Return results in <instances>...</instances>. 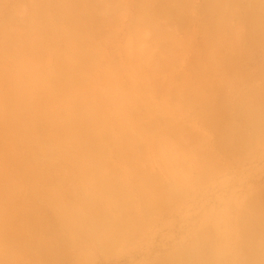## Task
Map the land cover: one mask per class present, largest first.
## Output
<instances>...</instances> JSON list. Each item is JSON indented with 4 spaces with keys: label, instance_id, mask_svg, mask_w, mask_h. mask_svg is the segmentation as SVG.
<instances>
[{
    "label": "rangeland",
    "instance_id": "1",
    "mask_svg": "<svg viewBox=\"0 0 264 264\" xmlns=\"http://www.w3.org/2000/svg\"><path fill=\"white\" fill-rule=\"evenodd\" d=\"M95 1L97 5L98 3L99 5H96L97 8L90 12L92 16L90 21L94 28L93 31L91 30V32L94 33L96 45L95 48L97 47V49L95 50L96 57H94L95 68L92 69L95 71H91L94 73L91 74L90 72L88 73V71L86 72V69L83 70L84 72L91 74L90 79L93 81V83H89L88 88L85 90L87 94L85 97L88 99L84 100L86 102V106L90 105V109L92 111L91 114H94L96 117H98V122L102 123L105 117V112H107L108 109L111 111L110 109L114 107V103H116V101L122 102L118 100L120 96H116L115 94L114 98H116V100L113 98L112 101H108L104 105V107L107 109L105 112L102 111L103 108L101 107L102 103H104L102 100L111 98L109 93L106 96L104 91L105 89L108 91L109 87L107 82L111 83V81L104 83L102 80H104L108 74L109 76L107 79H105V81L117 76L119 79L118 84L132 93L133 96L135 95L137 97V100H129L130 105L136 108L137 112L135 113L141 116V114L147 113L149 110H157L163 114H166V118L162 121L160 127H158L161 128L159 130L163 131L164 129L165 131L170 132V134L167 137H163L164 140H162V142L158 141L157 137H147L151 145H148V141L141 142L138 147L134 148V155L130 154L127 148H119L122 150H128V154L135 157L123 158L118 155L119 157L117 158L116 151L114 149L115 147L113 148V146L116 144H110L112 146L111 150L115 154H110V159L112 163H114L113 165L111 164L112 168L114 166L113 170L115 174L117 173L115 177L117 178V181H128H126V183L123 182L125 183L122 186L124 188L119 191L118 189L115 190V193L118 191L117 198L121 196L122 199L115 202L116 205L118 204L116 207L120 209L112 207L109 201L112 198H108L110 196L106 198L102 197L97 200L95 197L100 196L101 193L98 194L99 191L93 187L95 186V181L93 182V179L88 180L87 175H83L79 166H73L71 163L66 164V157H60V154H67L66 156L69 158L71 157V159L74 156H79L75 149H73L74 152L72 151V154L65 150L70 147L71 143L72 145H77L78 142L76 143V141L72 139L70 141L71 143L67 142L65 144L66 147L68 146L67 148H63V144L61 145V143H63L62 141L56 144L55 141H52L53 139L47 134V131H49L50 122H47L44 126H42L43 121L45 120L44 117L38 120V124L41 125L39 128V133L34 134L35 136L37 135V143H34L36 142L35 140L33 143L31 142L33 138L35 139L33 134L29 135L30 137L27 138H19L20 140L26 142L30 148L33 147V150L38 144V146L42 149L46 148L43 145L48 144L46 149L53 150V153H56H54L52 156H49L51 158L48 157L46 163L50 165L48 162L51 161L53 166L58 163H60L61 166L53 167L50 165L52 166V169H43L41 171L43 172L41 173L43 175L40 176L42 178H48L47 176L45 177V175H47L46 173L49 174L51 172L53 174L52 175L50 173L52 176H55V173H58L61 175V177L56 179L48 178L49 181L51 180V182L44 183L43 188L45 191H53L57 188H62L64 191L66 190L67 192L71 193L75 199L79 200V207H94L93 210H97V216L101 220L102 227L105 228L107 232L111 228V230H113V234H117L120 237V239H118L117 236L113 243H109L111 246H108V244L105 246V244H96L94 240H91L92 242H88L89 239L87 237H80L79 234H76L77 230H73V232H71V229L67 231L65 230L63 232V234L67 236L65 240L69 239V237L71 239L69 244L68 240L65 242L68 244H66L67 246H65L62 242V250L61 252L58 251L60 253L54 254L57 252L55 250L56 252L53 251L52 256L50 254H47L46 256L50 255L53 258H58L57 256L62 254L61 257H59L61 261L55 259L56 263L53 262L54 264H180L176 259V254L183 249L191 251L193 250V243L200 242V247H202L199 250L201 251L202 249V252H198L201 256L200 261L204 258L202 256H205V258L206 256L209 257V261L206 262L203 260V263L205 261L207 264H248L249 262L252 264H256L257 262H259L257 264H264V261L263 263L260 261L263 260L262 258H264V248L262 249V245L264 243L261 245L259 242L255 241L256 239L260 242L261 239L264 241L263 124H261V130L258 129V132L257 130L255 132L254 129L257 128V126H254L259 125L260 123L259 116L262 117L260 113L264 114V109L261 111V106L262 108L264 107V33L260 32L263 30L262 27L264 26V20L262 26L259 25L256 27L255 24L252 23L255 22L254 19L256 18L252 15L254 10L252 11L249 9L251 6V8L254 6H260L258 3L261 4V2L264 0H227L231 5L228 7L230 9L225 8L226 10H222L220 8L219 10V8H216V11L212 9L214 12H216V15L218 12L220 13L217 16L214 15L213 11V15L211 16V9H203L204 4L202 3L207 0H181V3L180 0H178L176 4H178L179 7L177 6V10L174 12V17L180 18L182 23L180 24L178 21H175V24L172 22V25H166L168 27L163 25L164 27H162V30L160 31H157L158 27H156V29L155 25H158L160 29V26L164 24L165 19H168L162 14V7L166 8L165 10L168 11L166 6L168 5L167 0H156L155 2L154 0H108V2L107 0H100L101 2H99V0L98 2L97 0ZM233 1L235 3L231 4ZM64 2L66 3V1ZM58 4L59 0H0V29L4 24L7 25L9 19H11L12 22L8 24H11L9 27L8 25L6 27L7 35H4V31H0V45L1 43L5 42L3 44L4 46L9 45V50H17L18 41H16L12 35L18 32L21 33L20 35L29 34L28 24L31 20L32 7L39 8L40 10H43L44 13H46L45 18H43V23L48 29V36L46 37L48 39L46 44L48 45L47 50H49V52L45 54L44 59L47 61L49 60L46 64H49L47 68L51 69V65H56V57H58L60 53L59 49L63 48L66 43L69 44V40L66 39L67 37L64 34L65 31L67 28L72 29V27L75 26L76 23L73 24L72 22L78 21L77 12L71 10L74 12L72 13L71 11H67L65 9L68 7V2L67 4H59L61 6H65L63 9H60ZM145 4H147V6ZM261 6H263V3ZM109 7L110 9H107ZM144 8L145 12H143ZM262 8H264V6L261 7V9ZM70 9L72 8L69 6V10ZM61 10L65 11L66 13L62 12ZM206 10L208 14L205 13ZM80 11L82 12L83 10L80 9ZM59 13L62 14L61 16L64 15V17H56V15H59ZM208 15L212 17V21L208 19ZM93 16L94 18H97L95 21ZM103 17L109 19L104 21L105 19H102ZM170 26H174L172 27L175 30L174 32L173 29L172 31H170L171 29H168L169 31H165V28H169ZM214 35L218 38V40H221V44L218 43L219 41L210 43L215 40L213 39ZM207 39L210 40L208 42L209 44L205 43V40ZM216 49L217 51L224 50L225 54L220 55L222 54L220 51V54L216 55L214 52ZM10 53V51L7 54L3 53V46H0V66H2L3 75L6 77V79H4V83H1L0 85L1 98L5 97V93H8V89L13 86V82L11 83V81L8 79V76L11 73L13 76L18 74L20 75L21 70L30 68L29 64L28 66L26 63L23 65V62L32 63L38 60L37 57L34 58L31 55H26L24 58H22V65L19 64L20 59L14 60L16 62L15 64L10 60V56L12 55V53ZM46 60L44 61L47 62ZM142 61L144 64L148 62V64H150L149 67H151V70H148V73L151 74V85H154L148 88L149 90H147V87L143 85L144 75L147 72L142 73V71L145 70L142 69L143 66L146 68V65H143ZM39 62H42V57L39 59ZM4 63L5 66H3ZM106 64L108 65V69ZM24 66L27 67L23 68ZM58 67L57 65L55 66L56 71H58ZM28 69L25 71L29 72ZM141 69L142 71L137 72V70L139 71ZM59 71V74L62 77L64 70L62 71V69L59 67ZM193 71L198 73L196 76L200 77V83L204 81L210 84L212 81L211 76H213L214 81L212 82L217 81V83H214L216 86L213 84V86L210 85L211 87H218L217 84L222 86V88L224 86L223 90L221 89L223 93H221L219 87V89L216 88L218 91L214 89L217 91V94H215L213 88H211L214 92V98L219 100L217 102L219 104L217 107L215 106L216 108L213 107V104H215L217 100L215 99L214 102V98L212 97L213 94L211 93L212 95L208 96L210 89L206 90L210 86H205V89L203 88L206 83L202 82V85L199 84L198 81L197 84L196 81L195 83L193 82L195 85L192 84L191 88L199 85L197 88L201 87L202 89H199L203 90V92H201L200 90L196 89L200 94L193 98L184 93V87L180 84L181 82H184V80H187L189 76H191L189 78L191 79L190 83H192V81H194L192 77ZM47 73L48 70L45 69L43 74L48 76ZM207 76H210L211 78H208ZM179 92L182 93L183 97L178 95ZM243 92L245 94H242ZM205 94L212 100H209V98L207 99ZM204 96L206 97V100L204 99ZM189 98H192V100H189ZM196 98L201 99L203 103V109L205 103L208 104V100L210 102L213 101L212 107L214 109L208 107L207 105L206 110L208 111H204L203 113V109L198 106L199 104L195 100ZM257 99L259 101L261 100L263 105ZM243 103H245V105ZM257 103L261 105L259 106L260 108L258 107ZM46 105H48L47 102ZM121 105H128V102L125 101L124 103H121ZM245 107L247 108V111H244ZM250 107L251 109L249 112L248 108ZM54 108V105L50 106L51 110L47 107L49 112L53 111ZM58 109L56 110L57 112ZM221 109L224 111L222 112ZM213 111L222 114V117L225 116L219 124L225 122L222 124V129L225 131L232 130L228 132V134L234 132L232 127H235V129L239 131L240 137H237L238 146L236 145L237 143H235L236 147L232 146L233 143L229 146L230 142L233 140L226 142L225 146L222 143L221 145L219 144L218 140L221 142L222 140L221 138L217 139L218 132H216V130H221V126L219 128L214 126L215 124L212 126V122L214 121H208L209 116L212 114L213 116L215 115ZM111 112H113V109ZM256 113H259L256 115L259 119L258 124L256 123L253 126L254 128H251L250 124L246 122V120H248L246 118H250L251 114V118H253L255 117L254 114ZM123 116L124 114L116 115L112 120L110 119V121L114 122V125L115 123L121 124ZM46 120L50 121V119ZM260 121L263 122L264 119L262 120L261 118ZM64 123L65 121L62 122V125H64ZM20 124L22 126V123ZM74 125L77 124L75 123ZM74 125L72 127H74ZM61 126L58 128L60 129ZM239 128L241 130H239ZM66 129H68L70 134H72L71 132L74 133L75 131V129H70V127H67L63 129L65 130L64 134H69ZM173 131L174 133L171 134ZM178 131L181 132L177 134ZM242 131L246 136L241 134ZM235 132L237 133V131ZM12 133L5 132V135L11 137V142H9V138L8 140L3 138V140H0V147L4 146L7 150L10 148L12 149L11 153H20L19 156L23 151H25L24 153L26 154L28 153V150H32L30 148L28 149L26 146H22L24 142L22 143L18 140V137L21 136L20 134L19 136L16 133ZM148 134L152 135L150 132ZM228 134H226V136ZM15 135H17V140H15L19 142L18 144H22L21 146H19L17 142L16 146L12 144V141H14L13 138H15L12 136ZM235 136L236 135H234V137ZM237 136H239V134ZM227 138L228 137H226L225 140H227ZM229 139L231 138H228V140ZM239 139L241 140L240 143ZM38 140L43 145H40ZM225 140H223L224 143ZM74 141L75 143H73ZM34 144L36 145L34 146ZM117 144L122 146L121 141ZM72 148L74 147L72 146ZM59 150L63 152L60 153ZM122 150L121 152H123ZM3 153L4 152L0 151V159H6V153ZM24 153H22V155H24ZM14 157H16V155ZM136 157L141 159L138 160ZM10 159L12 158L10 157ZM1 161L2 160H0V163L5 162ZM12 161L13 160H8V163ZM36 162H38V160H36ZM9 167H6L7 169L5 167L1 169H3V172H9V170L12 171V169H9ZM115 167L117 169H115ZM17 171L18 176L11 179L10 177L9 179H5V176L3 178L1 176L0 183L3 180H6L4 183L2 182L3 186H0V188H2L0 190L3 195L6 190L12 192V189L19 190L21 186L22 188L25 186L24 189H26L28 192V189L31 190L30 185L26 184L27 181L25 180L26 182H24L22 180L25 178L27 179L26 173V176L20 177L19 175H23L24 173H19L20 170ZM122 171L124 174H122ZM147 171L149 172V177H151V175L155 177V179H152L154 183L153 186L160 187V189L157 188V190L160 195L163 194L155 208H151V204H153L151 197L148 195L147 197L142 196L143 192H140L139 187L142 185L136 186L133 182L136 181V176H140V178H142V172L145 173ZM110 172L106 174L110 175ZM139 172L141 174H139ZM63 173L65 174L64 178ZM7 182H9L10 185L7 184ZM39 182H42V180H39ZM18 183H20V185ZM7 185H9V190L7 189L8 187H6ZM149 185L146 187H149ZM24 189H20L19 191H24ZM27 195L29 196V193L27 194V192L26 195H23L24 202H27L29 199L26 197ZM26 198L27 200H25ZM23 200H21V202L17 201L18 203L20 202L18 207L15 206V208L17 207V211L14 208L16 211L14 213L16 221L13 220V218H9L7 219L8 222H0V235L1 231L10 225L13 227V229L12 227H10V229L7 228L8 232H5V234L8 235L10 230L12 233L14 229L15 232L17 231L15 235L20 234L18 233V230H22V228L19 224L21 220H24V218L27 219L24 220L25 222L23 226H27L28 228L29 222L27 223L26 220H31V218H29L30 216L25 217L24 215L23 219L19 218L21 215L18 216L20 211V214L24 212L22 210L24 205L22 202ZM256 201L257 204L255 203ZM254 203L256 205H254L255 207L253 206ZM36 205H38V207L40 206L39 204ZM48 205H41L42 207L40 206V208H42L46 214L49 215L50 210L48 209ZM249 205L250 207L253 206L255 211L252 209V207L250 209L253 211L248 209ZM34 206L35 205H33V207ZM257 207L259 209H257ZM25 209L26 208H24V210ZM249 210L251 212H249ZM246 213L249 217L246 215ZM243 214L246 215L248 219L251 218V222L249 221V225L251 226H249L248 223L244 226V223H246L245 220L247 218ZM51 215V218L55 219L53 214ZM0 221H2V219ZM13 221L15 222L13 223ZM60 221L56 224V221L53 220V230H59L63 226V221H65V219ZM18 222L19 224H17ZM252 222L254 223L256 227L254 228L257 229V231L252 228ZM21 223L23 224V222ZM241 224H243L245 230ZM247 225L249 228L246 227ZM15 226L18 227V229ZM250 227L253 230L250 229ZM31 228L29 226L27 233L29 231V233L34 234V229L32 230ZM246 230L250 232V236L253 237V235H255L253 238H250L251 240L253 239L252 241L256 242H254V246L252 244L253 242L251 243L252 246L248 245L250 242L247 241L248 238L244 237L245 235L247 237L248 232L246 233ZM205 231L207 233H204ZM24 232L22 231L23 234H21V238L25 236ZM5 234L4 236H6ZM256 236L257 238H255ZM244 239H246V242L248 243H246ZM257 243L261 245V248H258L259 251L256 248L260 247L258 245L256 246ZM65 247L66 249L64 250L63 248ZM250 247H255L256 250H252L253 248L250 249ZM27 249L18 250V253L16 250L12 251V254H14L12 257L13 259L9 260L10 262L3 257L8 255L10 250H8V253L6 252V255L3 252L5 250H1L2 254L4 255L1 258L0 254V262L5 264H12L13 262L16 264H23L25 262H28V264H47V262H49L50 264H53L50 260H53V258H50L49 256V261H46L47 257L44 255V257L41 256V250L35 251L29 247ZM203 250H206V255L203 253ZM195 251L197 253L198 250ZM15 252L17 254H15ZM62 252L67 255H63ZM50 253H52V251ZM197 255L196 257H198ZM247 255L249 258H246ZM258 256H260V259ZM198 259H191V264H201L202 261L197 262ZM44 260L46 261L45 263Z\"/></svg>",
    "mask_w": 264,
    "mask_h": 264
},
{
    "label": "bare ground",
    "instance_id": "2",
    "mask_svg": "<svg viewBox=\"0 0 264 264\" xmlns=\"http://www.w3.org/2000/svg\"><path fill=\"white\" fill-rule=\"evenodd\" d=\"M60 1L61 0H59V4H61V3L67 4V2H68L67 8H65V6H63V5L61 6L58 4L60 6V9L61 8L63 9V7H64L67 11L74 10V12H77V15L79 16V17L77 16L78 21L72 22L73 24L76 23L75 26L72 27V29L67 28V30L64 33L67 37L66 39L69 40V41L67 40L69 42V44L66 43V45L63 48H60L59 49L60 53H59L58 57H56L57 67L59 66L62 69V71L64 70L63 74L61 72L62 77L59 74L60 73L59 67H58V71H56V69H55V66H56L55 64L51 65V67H52L51 69L47 68V66H49V64H46V63H48L49 60L47 61L46 59H44L45 54L48 53L49 50H47L48 45L46 44L47 39H48V38H46L48 36V32H47L48 29H47L46 25L43 23L44 22L43 18H45L46 13H44L43 10H40L39 8L32 7L31 20L29 21V24H28L29 34L20 35L21 33L18 32L16 34L12 35V37H14V39L16 41H18V43H17L18 49L17 50H13V51L9 50V45L4 46L3 43H5V42L1 43V45H0L1 47L3 46V53L7 54V53H9V51L12 53V55L10 56L11 62L13 61V63L16 64V62L14 60L20 59V63H19L20 65H22L23 63H24L23 65H25V63L27 64V66H28V64L30 65L29 69L26 68L27 66H24L23 68H26V69L22 68L23 70H21L20 75L18 74L16 76L15 75L13 76V74L11 73L8 76V79L11 81V83L13 82V86L10 89H8V93L7 92L5 93V97H3L4 99L0 97V140H3V138L5 140L6 139L8 140V138H9V142H11V140H10L11 137H9L8 135H5V132L6 133L7 132L12 133L13 132L12 134L16 133L18 135L19 134L21 135V136L19 135L20 137H18V140H19V142L21 141L23 143L24 141L20 140L21 137L27 138V137H30L29 135H32V134L34 135L36 133L37 134L39 133V130H40L39 128L41 127V125L38 124V120L40 118L44 117L45 120L43 121L42 126H44L47 122H50L49 131H47V134L53 139V140L51 139L52 141H55L56 144H58V143H60V141H62L63 143H61V145L63 144L62 146H63V148H65L66 147L65 144L67 142H70L72 139H74L76 141V143L78 142L77 145L74 144L75 146L72 145V143L70 142L71 143L70 147L68 149H65V150H67L68 153L72 154L73 149H75L76 153L78 152L79 156H74L72 158L73 160L71 159V157L69 158L68 156H66L67 154H60V157H66L65 158L66 164L71 163L73 166L74 165L79 166L80 169L82 170L83 175L84 174L87 175L88 180L93 179V182L95 181V183H94L95 186H93V185L92 186L99 191L98 194L101 193L100 196L95 197L97 200H99L102 197L106 198V197L110 196L108 198H112L111 199L112 201L109 200L112 207H116L118 204L116 205L115 202L118 200H122L121 196L119 198H117V192L119 190H121L122 188H124L122 186H123V184L126 183L127 180L126 181H117V178L115 177L117 175V173L115 174V172L113 170L114 166L112 168V165L114 163H112V161L110 159L111 158L110 154L113 153V151L111 150L112 149L111 145L116 144L113 146V148L115 147L114 149L116 151L117 158L119 156L126 158V157H135V156L129 155L128 150H129L130 154L134 155V153H135L134 148L138 147V145L141 142L148 141L149 140L148 138L157 137L158 141L162 142V140H164L163 137H167L170 134V132L165 131L164 129H163V131L159 130V129H161V128H159L160 124H162V121L166 118V114H163L162 112H159L157 110H153V111L149 110V112L147 111V113L141 114V116H139L137 113H135V112H137L136 108L131 106L129 103V100H131V99L137 100V97L135 95L133 96L132 93H130L123 86L118 84L119 79L117 76L112 77L111 79L105 81V79H107V77L109 76V74H108V76L107 77L105 76L106 78L104 77L105 79L102 81L104 83H106L107 81H111L112 84L110 82H109L110 84L107 82L108 87H109L108 88L109 92L106 91L107 89H105L107 87L104 88L106 96L109 93L111 98H107V99L102 100V101H104V103H102V107H101V108H103L102 111L105 112V110L107 108L104 107V105L108 101H112L115 94H116V96H118V95L120 96V98L118 100H120L122 102L116 101V103H114V107L112 108L113 112H111L112 109H110L111 111H109V109H108L107 112H105V117L103 119V122L102 123L98 122L99 121L98 117H96L94 114H91L92 111L90 109L91 108L90 105L86 106V102L84 101L85 99H87L85 97V95H87L85 90L88 88L89 83H91V82L93 83V81L90 79V77H91V74L94 72H91V71H95L92 69L95 68L94 57H96L95 50L97 49V47L95 48L96 45H95V40H94V33L91 32V30L93 31L94 28H93L91 21H90L92 18L90 12L94 11L95 8H97L96 7L97 3L95 0H62L63 2L61 1V3H60ZM64 1H66V3ZM101 1L99 0V2H101ZM143 1H145V0H143ZM155 1L156 0H154V2ZM167 1H168V5H166V6H167L168 11L165 10L166 8L162 7L163 8L162 9L163 16H166L168 18V19H165L167 24L164 21V24H162V26H160V29H159L158 25L157 26L155 25V28L158 27V29L156 28L157 31L162 30L161 28L164 27L163 25H165V27H168L166 25H168V24L172 25V22L174 23L175 21L176 22L178 21L180 24L182 23V20L180 18L174 17V12L177 10L176 9L177 6L179 7V5L176 4L178 0H167ZM182 1H185V0H182ZM97 2H98V0H97ZM107 2H108V0H107ZM255 2H258V1H255ZM180 3H181V0H180ZM234 3L235 2L233 1V3H231V4H234ZM262 3L264 6V1L261 2V4L258 3V5H260V6H254L253 8H251L252 6L251 7L248 6L250 10H252V11L254 10L252 15L256 18L254 19L255 22H252V23H254L256 27L259 25L262 26V24H263L264 8L261 9V7H263V6H261ZM30 4H31V2H30ZM202 4H204L203 5L204 7L202 6L203 9H207V10L211 9L210 10L211 16L213 15V12H214L212 9L215 10L216 8L217 9L219 8V10H220V8H221L222 10L223 9L226 10L229 6H231L227 0H207V1H204V3H202ZM35 5H36V3H35ZM98 5H99V3H98ZM145 5L147 6V4H145ZM148 5H149V3H148ZM69 6L72 9L69 10ZM60 9H59V11H60ZM80 9H82L83 11L81 12ZM98 9H100V8H98ZM107 9H110V7ZM228 9H230V8H228ZM111 10H114V9H111ZM207 10H206V12L205 11H203V12L208 14ZM250 10H248V11H250ZM61 11L65 12L63 10H61ZM78 11H79V13H78ZM201 11H202V8H201ZM252 11H250V12H252ZM62 12H60V13H62ZM74 12H72V13H74ZM143 12H145V8L143 9ZM60 13H59V15L57 14L56 17L60 18V16L62 15ZM108 13H109V11H108ZM219 14L220 13L218 12L217 15H219ZM214 15L217 16L216 12H214ZM94 16H93V18H94ZM62 17H64V15L61 16V18ZM208 17H209L208 19H210L211 21L213 20V19H211L212 17H210L209 15H208ZM95 19H97V18L95 17L94 21H95ZM102 19H105L104 21H107L109 18L106 19L103 17ZM210 20H208V21H210ZM10 22H11V19H9L7 25ZM168 22H170V23H168ZM41 24H43V25H41ZM73 24H71V25H73ZM7 25L4 24L3 27L0 29V31H2V32L4 31V35H7L6 34L7 33V31H6ZM10 25H8V27ZM100 27H102V26H100ZM170 27L165 28V31L166 30L169 31L170 29H171L170 31H172V29H173L172 27H174V26H170ZM263 27H262L263 30L260 31L261 33H264ZM65 29H66V25H65ZM174 31L175 30L173 29V32ZM207 37H209V36H207ZM213 39H215V40H213L210 43H215V41L216 42L219 41L218 43L221 44V40H218V38L215 35L213 36ZM253 40H256V39H253ZM209 41L210 40L207 39V40H205V43H208ZM220 51L222 54H220ZM220 51H217V49H216V51L214 50L216 55L217 54H220V55L225 54L224 50H220ZM86 54H88V55H86ZM26 55H31L34 58L37 57L38 60L36 62H32V63L23 62L22 58H24ZM41 57H42V62H39V59ZM26 60H27V57H26ZM44 60H46L47 62H45ZM21 62H23V63L21 64ZM146 63L144 64V62H143V65H146V68H144V66H143V68L141 67L142 69H145V70L142 71V69H141L139 71L137 70V72L142 71V73H146V72L148 73L149 72L148 70H151V67H149L150 64H148V62H146ZM159 64H161V63H159ZM3 66H5V63L3 64ZM107 66L108 65L106 64V67ZM19 68H18V70H19ZM27 69L29 70V72L25 71ZM45 69L48 70V73H47L48 76L43 74V71L45 72ZM84 69H86V72L88 71V73L90 72L91 74L84 72L83 71ZM107 69H108V67H107ZM107 71H109V70H107ZM111 71H112V69H111ZM211 71H214V70H211ZM16 73H17V71H16ZM147 73L144 75L143 85L145 87H147L146 88L147 90H149L148 88L152 87L154 84L151 85L152 84V81H151L152 79H150L151 74H149V73L147 74ZM201 73H203V72H201ZM196 75H198V73L196 71H193L192 77H193L194 81H192V83H190L191 79L189 78L191 76L187 75V76H189L188 77L189 79L186 77L188 81L184 80V82H181V84H180L181 86L184 87V91H185L184 93L186 95H188L189 97H192V98L195 97L196 95L200 94L199 91H197L196 89H198V90L202 89L201 87H199L200 89L197 88L199 85H197L196 87L194 86V88L193 87L191 88L193 82L195 83V81H196V84H197V81H198L199 84H202V85H203V83H206L204 81H202L203 83L202 82L200 83V81H201L200 77L196 76ZM211 77L209 76L208 78H211L212 81H214L213 76H211ZM4 79H6V77H4L3 72H2V66H0V85H1V83H4ZM212 81L210 82V84L206 83V85H204L203 88L205 89L206 87H208L212 84L215 85L217 83L216 80H215L216 82H212ZM193 85H195V84H193ZM217 86L220 88V90L221 89L223 90V88H224V86L222 88V86H219V84H217ZM228 86H229V84H228ZM103 87H104V85H103ZM218 87H215V88L211 87V86L208 87L206 89V90L210 89L208 96L213 94L212 97L214 98V92H215V94H217L216 92L218 91L217 89H219ZM211 88H213L214 92L212 91ZM214 89H216L217 91H215ZM222 90H221V93H223ZM228 90H230V89H228ZM243 90H245V89H243ZM200 91L203 92V90H200ZM231 92H232V90H231ZM105 94H103V95H105ZM206 94H208V93H206ZM206 94H205V96H207ZM242 94H245V93L243 92ZM178 95L180 97L181 96L183 97L181 92H179ZM208 96H207V99L209 98ZM227 96H228V94H227ZM192 98H189V100H192ZM204 99L206 100V97ZM215 99L216 98L213 99L214 102H215ZM114 100H116V98H114ZM195 100L199 104L198 106L201 109H203V103H202L201 99L196 98ZM209 100H212V99L209 98ZM209 100H208V104L205 103L206 106L204 105L203 113H204V111H206V112L208 111V110H206L207 105L210 108H213V107L216 108L217 105L219 104V103H217L219 100L216 99L217 101L215 104H213L214 105L213 106L212 105L213 101L210 102ZM125 101L128 102V105H121V103H124ZM46 102L48 105H46ZM259 102H261V104L263 103L261 100ZM44 103L46 106L44 105ZM210 103H211V106H210ZM243 104L245 105V103H243ZM53 105L55 106L54 110L49 112L48 109H50V106H53ZM236 106H237V103H236ZM259 106H261V105L258 104V107ZM47 107H48V109H47ZM246 107H245L244 111H247ZM58 108L61 110H59ZM236 108H235V110H236ZM241 108H244V107H241ZM57 109H58V112L56 111ZM248 109L250 112L251 107ZM261 109H262L261 111H263L264 107L262 108V106H261ZM108 111H109V113H108ZM221 111L223 112L224 110L221 109ZM242 111H243V109H242ZM259 111H257V112H259ZM110 112H111V114H110ZM225 112H224V114H225ZM106 113H108V114H106ZM213 113L215 115L213 116V114H212L211 115L212 117L209 116L208 121L209 122L214 121V122H212L213 123L212 126L214 124H215L214 126H216L218 128L221 126L220 129L222 131L216 130V132H218L217 133L218 134L217 139L221 138V140H222V142L220 140H218L219 144L221 145V143H222L225 146L226 142L233 140L230 142V144L228 143L229 146L232 145V143H233L232 146H235V143H237L236 145L238 146L237 141H238V138L240 137L239 131L236 130L235 127L234 128L232 127L234 132H231V133H233V134H231V133L228 134V132H230L232 130L229 131L225 128L227 130V131H225L224 129H222L223 128L222 124L225 122H223L222 124H219V123H221V121L223 120V118L225 116L222 117V114H220L216 111H213ZM237 113H238V111H237ZM120 114H124V116L122 117L123 118L122 123L121 124L115 123V125H114V122L110 121V119L112 120L116 115H120ZM257 114H259V113L254 114L255 117H253V118H251L252 114H251L250 118L249 117L246 118V119H248V120H246V122H248L250 124L251 128L256 123L258 124L259 119L260 120H261V118H262V120L264 119L263 113H260L262 115V117L259 116V119L256 116ZM210 117H211V120H210ZM227 117H228V115H227ZM207 118H208V116H207ZM46 119H50V121H47ZM260 120H259V122H260L259 125L254 126V127L257 126V128L253 127L255 129V132H256V130L258 132V129H260L262 127L261 124H263V128H264V123H263L264 121L262 122ZM63 121H65L64 125H62ZM20 123H22V126ZM75 123L77 125H74ZM73 125H74V127H72ZM59 126H61L60 129L58 128ZM66 126L70 127V129H75L74 133L71 132L72 134H70V132L68 131V129H69L68 128L66 130L69 132V134L68 133L64 134L65 130H63V129L67 128ZM258 126H259V128H258ZM236 128H238V127H236ZM167 129H169V128H167ZM239 130H241V129L239 128ZM223 131H224V133H223ZM235 131H237V133ZM149 132L152 135H149L148 134ZM180 132L181 131H178L177 134H179ZM242 132H241V134L243 136H246V135H244V132L243 133ZM172 133H174V131L171 132V134ZM225 133L228 135L226 136ZM238 134H239V136H237ZM234 135H236V136L234 137ZM3 136H5V137H3ZM16 136L17 135L12 136V137H15V138H13L14 141H12V144H14L15 146L19 143L18 141H16L17 140ZM24 136H26V137H24ZM36 136H35V139L33 138V140L31 141L32 143L34 140L36 141L34 143H37V140H36L37 137ZM231 136H233V137H231ZM226 137L231 138V139L228 140V138H227V140H225ZM143 138H146L147 140L143 139ZM51 140H49V141H51ZM223 140H225V143ZM75 141L73 143H75ZM120 141H121L122 146L117 144ZM240 141L241 140L239 139V143H240ZM13 142H15V143H13ZM16 142H17V144H16ZM39 143H40V145H43V144H41L40 141H39ZM49 143H51V142H49ZM148 143H149V141H148ZM25 144H27V143L24 142L23 145L22 144H18V145L19 146L22 145L24 147L26 146L29 149L30 146L28 144H27L28 146ZM35 145L36 144H34V146ZM38 145H36L37 148L35 147L34 150L32 149L33 147L30 148L32 150L31 151L28 150V153H26V154L24 153L25 151H23L22 153H24V155H22V153H21L22 156L21 155L19 156L20 153L19 154L18 153L17 154L11 153L12 149H10V148H8V150H7L6 147H4V146H1L2 148L0 147V151L4 152L3 154L6 153L5 154L6 156L4 155L6 157V159L5 158L0 159L2 161H5L4 163H0V169L4 168V167L6 168L9 166H10L9 169H12V171L8 169L9 172H6V171L3 172L2 171L3 169H1L0 170L1 171L0 172V178H1V176H2V178L5 176L4 177L5 179H7V178L9 179V177H10V179L17 177L18 176L17 170H20L19 173H24V174L19 175V176L22 177V176L27 175L26 176L27 179L24 177L25 179H22V180L24 182L27 181L26 184L30 185V187H31V190L27 188L29 190V192L26 191V189H24L25 186L23 188L21 186L20 189L21 190L24 189V191H19L20 189L19 190L18 189L17 190L12 189V192L6 190L4 192V195L1 193V190H0V220L2 219V221H0V222H8L7 219H9V218H13V220L16 219L15 215H14V213L17 211L16 208L20 205L21 200H23V195H26V192H27V194L29 193V196L27 195L26 197L29 199L28 200H27V198L25 199V200H27V202L25 201L26 204H25L24 200L22 201L24 203V205L22 203V205H23L22 210L24 212L22 214H20L21 213V211H20L18 216L21 215L22 217L21 216L19 217L21 219H23L24 215H25V217L30 216L29 218H31V220H29V221L26 220L27 223L29 222L28 228H29V226H30V228L32 227L31 229L32 230L34 229V232H35L33 234V233H29V231H28V233H29V236H28V233H27L28 228H27V226L26 227L23 226L24 222H25L24 220L27 218H24V220H21V222H23V224L21 222H20V224H19V222L17 223L22 228V230L21 229L18 230L19 231L18 233H20L18 235H15L17 232V231L15 232V229H14V231H12V233L10 230L8 235L5 234V232L6 233L8 232L7 228L10 229V227H12L11 225L9 227L7 226V228H4V230L1 231V235H0L1 237L3 235L2 238L0 237L1 238L0 239L1 258L4 255V254H2L1 250H5V251H3L5 253V255H6V252L8 253V250H10L11 254L9 253L8 255L3 256L4 258H6L9 261V260L13 259L12 257H13L14 253L12 254V251L16 250V252H17L18 250H26L28 247L35 250V251L41 250V256H43V255L46 256L47 254H50L52 256L53 251L54 252L57 251L54 254L60 253L62 250V247H61L62 244L61 243L63 242L64 245L67 246L69 244V241L71 240L70 237H69V239L65 240V238L67 236L64 235L63 232L65 230L67 231L70 229L72 230L71 232H73V230L74 231L77 230L76 234L77 235L79 234L80 237H87L89 239L88 242H92L91 240H94L96 242V244L98 243V245L99 244L100 245L105 244V246H107V244H108V246H109L110 245L109 243H113V241L116 240V237L118 235L113 234V232H112L113 230H111V228H110V230L108 229L109 231L107 232V230H105V228L102 227L101 220L97 216V210L96 209H95L96 211L93 210L94 207H89V206L79 207L80 206V204L78 203L79 200L75 199V197L71 193L67 192L66 190L64 191L62 188L61 189L57 188L53 191H45V189L43 188L44 183L45 182L46 183L51 182V180L49 181L48 178H55L56 179L58 177H61V175L58 173H55V176H52L53 174L50 172L52 175L50 173H49L50 175L48 173H46L47 175H45V177L47 176L48 178H42L41 177L43 175V174H41V173H43V172H41L43 169H45V168H47V169L50 168L49 170L52 169L51 167L53 166V163L51 161L48 162V163H50V165H52V166H50L46 162H47L48 157L52 156L55 152L53 153V150L46 149L48 147V144L43 145L44 147H46L45 148L46 150L42 149ZM148 145L150 146L151 144L149 143ZM31 146H33V145H31ZM72 146L74 148H72ZM222 146H220V147H222ZM121 147L127 148L128 150L119 149ZM9 150H11V151H9ZM61 150H59L60 153L63 152ZM121 150L123 152H121ZM49 153H50V155H49ZM7 154H8V156H7ZM10 155H12V156L16 155V157H14V156L12 157ZM10 157L12 159H10ZM49 158H51V157H49ZM7 159L9 161H11V160H13V161L8 163ZM140 159L141 158H139L138 160H140ZM36 160H38V162H36ZM6 161H7V163H6ZM33 161H35V162H33ZM31 162H33V163H31ZM138 162H140V161H138ZM55 166L59 167V166H61V164L60 163L55 164L53 167H55ZM115 169H117V168L115 167ZM111 170H113V171L110 172ZM108 172H110L109 173L110 175L106 174ZM143 172H142L143 176L142 175L141 176L144 180L142 178H140V176H136L137 179H136V181H133V182L135 183L136 186L142 185V186H139L140 192L141 191L143 192L142 196L147 197V195H148L149 197H151L152 202H153V204H151V208H155L157 206V204L159 203L160 197L163 194L160 195L158 190H157V188L160 189V187H154L153 186L154 183H153L152 179H155V177H153L152 175H151V177H149L148 171H147L148 173L147 172L143 173ZM25 173H26V175H25ZM122 174H124V172ZM139 174H141V173L139 172ZM64 175L65 174L63 173V178H64ZM154 175H155V173H154ZM19 179H21V178H19ZM39 180H42V182H39ZM4 181H6V180H3L2 182L4 183ZM19 181H21V180H19ZM2 182L0 183L1 187L3 186ZM123 182H125V183H123ZM151 182H152V185H151ZM149 183L151 186L149 185ZM7 184H9V182H7ZM18 184L20 185V183H18ZM146 184L149 185V187H146L147 186ZM9 185L6 186V187H8L7 188L8 190H9ZM4 187H5V185H4ZM144 187H146V188H144ZM0 189H2V188H0ZM117 189H118V191L115 193V190H117ZM23 193H25V194H23ZM15 197H17L18 199ZM17 201H20V202L18 203ZM255 203L257 204V201ZM255 203L253 204V206L255 205ZM36 204H39L40 206L51 204V205H48V207H49L48 209L51 211V212L49 211V215L46 214V212L42 208H40V206L38 207V205H36ZM33 205H35V206L33 207ZM15 206H17V207L15 208ZM24 206H26V207H24ZM253 206H251V207L254 210ZM251 207L249 205L248 209H250ZM14 208L16 211L14 210ZM24 208H26L25 209L26 211L24 210ZM43 208H44V206H43ZM116 208H118V207H116ZM48 209H46V210H48ZM118 209H120V208H118ZM257 209H259V208L257 207ZM250 210H249V212L253 211V210H251V211ZM50 213L53 214L55 219L51 218L52 215ZM246 215H247V213H246ZM246 215H244V216H246ZM247 216H246V218H247ZM253 217H254V215H253ZM4 218H5V220H4ZM63 219H65L66 222L63 221ZM53 220L56 221V224H57V222L62 220L64 222V224L59 230H56V229L53 230V225H54ZM244 220H243V223H244ZM246 220H245L246 223H244V226L247 223H248V225L250 224L251 218H249L247 221ZM15 221H13V223ZM60 223H61V221H60ZM17 224H14V225H17ZM3 225H5V224H3ZM25 225H27V224H25ZM241 225H242L243 229L245 230L243 224H241ZM248 225L246 227H248ZM249 226H251V225H249ZM252 226H253L252 228L255 227L254 223L252 224ZM16 228L18 229V227H16ZM252 228L250 227V229H252ZM12 229H13V227H12ZM31 229H30V231H31ZM247 230H246V233L248 232ZM255 230L257 231V229H255ZM22 231L23 232L26 231V232H24V234H25V236L27 235L28 237L27 236L25 237L22 235L23 238H21L20 236H21V234H23ZM206 231L204 233H207ZM3 233L6 236H4ZM249 233L250 232L247 233V237L244 234L245 235L244 237L248 238L247 241L250 242V244L253 242L252 244L254 246L255 241L259 242L261 245H262V243H264V241L262 239H261V242L257 241V239L255 241H252L253 239L251 240L250 238H253L255 235H253V237H252V236H250ZM31 234H33V235H31ZM17 236H19L20 238ZM248 236H250V237H248ZM255 238H257V236ZM118 239H120L119 236H118ZM63 240H65V241H63ZM67 240H68V244L65 243ZM244 240L246 242V239H244ZM249 240H251V241H249ZM71 242H73V241H71ZM248 242H246V243H248ZM250 244H248V245L252 246V244L251 245ZM257 245L260 246V247H256L258 250V248L259 249L261 248V245H259L258 243L256 244V246ZM200 246H201L200 242L199 243L194 242L193 246H192L193 250L187 251V249H183L182 251H180L179 253L176 254L177 261L180 264H191V261H190L191 259H194V258L198 259L199 258L197 261V262H199L201 259V256L199 255V253L202 252V249H201V251H199L200 248H202ZM262 246H263L262 247V249H263L264 244ZM11 248H13V249H11ZM252 248L250 247V249H252ZM256 248L254 247L252 250H256ZM63 249L65 250L66 247ZM195 250H198L197 251V253L199 252L198 255H197ZM252 250H250V251H252ZM51 251H52V253H50ZM58 251H60V252H58ZM16 252H15V254L18 253V252L17 253ZM205 252H206V250H203V253H205ZM64 254L65 253H63V255ZM50 255L46 256L47 257L46 261H49L48 257ZM61 255L62 254H59L57 256L58 258H55V257L53 258L50 256V258H53V260H54L53 261L52 259H50L51 262L56 263L55 259H58L59 261H61L59 259V257H61ZM65 255H67V254H65ZM196 255L198 257H196ZM205 255H206V253H205ZM202 257H204L203 260H205L206 262L209 261V257L206 256L207 260H206L205 256H202ZM252 257H254V256H252ZM246 258H249V256L247 255ZM258 258L260 259V256H258ZM262 259L263 260H260V261L263 263L264 258H262ZM203 260H201L202 262L200 261L201 264L203 263ZM46 261L44 260V263ZM205 261L203 264L206 263ZM13 263H15V262H13ZM254 263H256V262H254ZM257 263H259V262H257ZM8 264H10V263H8ZM47 264H50V263L47 262ZM250 264H252V263H250Z\"/></svg>",
    "mask_w": 264,
    "mask_h": 264
},
{
    "label": "crops",
    "instance_id": "3",
    "mask_svg": "<svg viewBox=\"0 0 264 264\" xmlns=\"http://www.w3.org/2000/svg\"><path fill=\"white\" fill-rule=\"evenodd\" d=\"M1 264H5V263H3V262H0ZM23 264H28V262H25V263H23Z\"/></svg>",
    "mask_w": 264,
    "mask_h": 264
}]
</instances>
